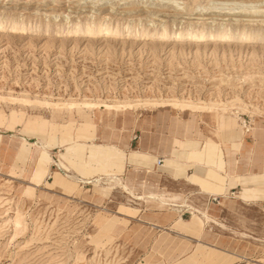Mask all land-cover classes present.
Returning <instances> with one entry per match:
<instances>
[{
    "label": "rangeland",
    "instance_id": "374dc122",
    "mask_svg": "<svg viewBox=\"0 0 264 264\" xmlns=\"http://www.w3.org/2000/svg\"><path fill=\"white\" fill-rule=\"evenodd\" d=\"M173 1L179 4V11L176 4L155 9L141 5L145 0H130L127 5L121 4L123 0H0V24L7 28L23 24L30 30L26 34L0 33V264H246L237 254L249 255L255 261L250 264L264 263L263 230L247 231L225 213L210 212L227 229L213 227L202 242H195L197 231L188 214L180 217L187 237L179 238L166 231L159 208L127 203L120 189L101 197L97 185L79 184L55 171L53 164L60 154L77 175L89 179L92 171L99 172L92 181L107 174L121 177L107 168L119 163L122 155L95 139L133 137L135 148L140 131L146 128L154 136L158 129L161 136L163 128L170 132L181 125L193 130L194 137L207 134L217 143L218 122L239 133L229 139L239 138L243 127L245 131L258 127L255 136L241 135L237 150L244 139V149L254 143L263 147L264 42L195 47L58 36L65 29L91 23L129 26L142 32L163 27L173 31L229 28L264 36V0H243L250 2L243 9L254 13L253 18L233 11L215 15L214 24L209 23L213 21L209 16L198 13L234 0ZM146 10L153 11L147 14ZM206 107L212 108L208 111ZM222 107L226 110L221 111ZM109 108L123 109L125 114L105 119ZM68 123L71 127L66 131L62 127ZM106 123L114 129L124 125L131 133L119 131L120 135L118 130L104 128ZM136 129L140 130L137 134ZM20 134L28 143L17 148ZM50 138L64 143L48 150L52 171L46 174L42 189V178L38 185L27 181L34 168L32 161H39L36 173L47 166L40 153H35L34 141ZM219 141L222 149L230 144ZM141 154L145 155L128 151L126 158L133 164ZM10 165L9 176L17 178L16 171L21 170L22 181L6 177ZM53 176L62 179L55 178V189L47 186ZM144 178L125 180L127 185L137 186ZM142 206L155 210L145 213L148 216L144 217L151 215L147 223L139 219ZM16 215L20 227L14 225ZM157 221L161 223L158 229L151 226ZM256 236L258 240L253 242Z\"/></svg>",
    "mask_w": 264,
    "mask_h": 264
},
{
    "label": "crops",
    "instance_id": "0c3cea01",
    "mask_svg": "<svg viewBox=\"0 0 264 264\" xmlns=\"http://www.w3.org/2000/svg\"><path fill=\"white\" fill-rule=\"evenodd\" d=\"M217 124L218 133L216 135H218L219 140H221L222 143L228 142L231 146L227 144L222 149L217 144L221 143L219 140L215 143L207 134L204 135L205 138H203L202 134H197V136L194 137L192 134L193 130H189L183 126L181 127V125L173 127L170 132L163 128V134L161 136L158 129L155 136L152 134L153 131L150 128H146L144 130L145 132L136 129V134L140 131V136L135 148H132L131 144L133 137H128L127 139L125 137L122 140L118 135H115L116 139L108 140L97 137L95 141L99 143H114L117 145L115 147L117 148V155H122V158L119 163L114 164L113 167H111L112 165L108 166L107 171L121 175L123 179H129L130 181L128 180L127 182L135 181L136 178L143 179L147 177L146 181L150 180L159 183V186L156 188L159 192L166 193L165 190L171 189L173 193H178L184 198L188 197L187 199L190 200L198 196L201 201H207L205 206L209 208L210 212L216 210L219 213H225L228 215L229 219L242 226V228L250 230L252 233H257V230H263L264 232V146L260 147L257 143H254L252 147L244 149V145L246 144L244 139L243 143H240L242 145H240L238 150H233L232 148H237L239 139H229L228 137L239 133H236V130L232 127H223L219 122ZM205 131L206 129L203 130L204 133ZM118 133L120 132L118 131ZM225 138L227 139L225 140ZM122 143H124V145ZM167 147H169L168 150ZM136 150L145 153V155H138L139 160L131 164L126 158L127 153L128 151ZM171 150L173 157L172 167H167L163 157L169 155ZM154 157H157L158 160H154ZM117 159H119L118 156ZM32 162L34 163V168L31 177H28L30 180L27 182L38 185L41 178L42 182L46 181L47 166L45 171L42 170V172L36 173V167L39 161ZM27 163H30V161ZM27 163L24 162V164ZM11 165L8 176L6 177L16 181H22L21 178L23 175L21 170L16 171L17 175L19 174L17 178L9 176L11 173ZM18 168L20 169V167ZM150 170L153 174L151 176L146 173L147 171L150 172ZM213 170L216 173H214ZM92 172L93 174L89 175V179L91 180L99 175V172ZM80 175L88 178L87 175ZM80 175L78 174V176ZM59 177L60 176L51 177L53 181L51 184L47 182V186L54 188L52 184L55 178H57L58 182L62 180L61 177ZM44 188L45 186L42 189ZM223 194H227V197L223 203H221L219 199H222ZM141 208V218L139 219L147 223L148 221L146 219L151 218V215H149V217H144L148 216L145 213L147 211L151 212L153 209L148 210L145 206ZM187 208L188 207L179 205L174 208V212L177 214L176 218H180L184 214H188L190 218V209ZM209 233L210 232L205 233L204 237ZM256 237L253 242L258 240V237ZM262 243L263 245L261 246L264 248V242ZM262 257H264V254ZM261 264H264L263 261Z\"/></svg>",
    "mask_w": 264,
    "mask_h": 264
},
{
    "label": "bare ground",
    "instance_id": "6f19581e",
    "mask_svg": "<svg viewBox=\"0 0 264 264\" xmlns=\"http://www.w3.org/2000/svg\"><path fill=\"white\" fill-rule=\"evenodd\" d=\"M140 1H143V0H140ZM153 1H156V2H153ZM129 2H130V0H123V2H121V4L122 5H127ZM193 3H195V2H193ZM226 3L227 2L219 3L216 7L212 8L211 11H209V12H205L206 10L205 11L201 10L198 13V16H209V18H207V19H213V21L210 20L211 21V22H209L210 24L216 23V19L217 18L214 17L215 15H225V14L226 15H231V12H233V11H239L237 14L242 15V17H244V18H253V17L256 16V15H254V13H246L245 12V10L243 9V7L245 6V4L247 2H245L243 0L242 1H240V0H234V1H232V3H229V4L227 3L228 4L227 7H225V6L223 7V5H225ZM249 3H247V4H249ZM169 4H170V7L173 6V4H176L175 5L176 6V10L179 11L180 8L177 9V7H178L179 4L176 3V2H174L173 0H167V1H165V0H145V2H142L141 3V5H143V6H147V7L153 6L154 9L155 8H159V7H162V6H166V8H167V7H169ZM175 6H173V7H175ZM238 6H241V7H238ZM252 7L254 8V6H252ZM207 9L209 10L210 8H207ZM250 9H251V6H250ZM174 10H175V8H174ZM183 10H184V8H183ZM226 10L228 12H226ZM146 11H147L146 13L148 14V13H150L153 10H146ZM190 15H193V14H190ZM145 16L146 15H144V17ZM145 18H148V16H146ZM241 20L242 21L245 20V21H248V22H254L255 21L254 19H241ZM233 21H235V23H237V20L234 19ZM217 28H219V27H217ZM170 29L169 28H166V27H163L161 29L155 28L154 30H151L150 32H148V31L147 32H142V31H138L139 29L136 30L135 28H131L129 26H126V27H123L122 28L121 26H119V27H113V26H111V24L110 25H107V26H102V25H99V24H96V23H91V24L86 25V26H79L78 25V26H74V27L65 29L64 31L61 32V35H58V36L59 37H62V38H66L68 40H79V39L80 40L81 39H88V40H92V39H103V40H111V39H131V40H138V41H142V42L149 41V42H152V43L153 42L154 43H161L163 45H166V44H170V45L171 44L181 45L183 43H186L188 46L191 45V46H195V47H199L201 45L205 46V45H209V44H213L214 47H215L216 45H232V44H240L241 45V44L262 43V42H264V36H257V35L255 36L252 33H249V32H247L245 30H243L242 32H236L234 30L232 31L229 28H221V29H218V30H214V29H211V28L202 29V30H200L199 28H195V29L193 28V29H190V31H189V29L187 30L185 28L184 29L177 30V31H173V30H170ZM28 31H30V30L27 28V26H25L23 24H16L15 23L10 28H7L5 25L0 24V33L10 32L12 34H26ZM211 108L212 107H206V109L208 111ZM214 109H217V108H214ZM224 110H226V108L225 107H222L221 111H224ZM106 113L107 114L105 116H103V118H105V119L113 118L114 115H117V114H121V115H124L125 114L124 111H123V109H119V108L118 109H114V110H112L110 108L109 109H106ZM217 120L219 121V118ZM125 124H126V122H125ZM126 126H127V124H126ZM50 127H51V131H52L53 130L52 127H54V125H51ZM55 127H58V126H55ZM61 127H62V125L59 126L58 128H61ZM70 127H71V125H70V123H68V124L63 125L62 128L65 129L66 131H69ZM114 127L115 126H111V127L108 126V123H106V125L104 126V128H106V129H108L110 131L111 130H113V131L114 130H118V131L130 132L129 131L130 130L129 127L127 128L124 125L121 126V127H119V128H117V129H114ZM244 128L246 129V127H243V130L241 132V135L245 137V136H248V134H250L251 136H255V134H256L255 131H257L256 129L258 127L257 128L256 127H254V128H252V127L251 128H247L246 131L244 130ZM260 130H262V129L260 128ZM104 133H107V132H104ZM241 135L238 138L239 139L238 142L241 140ZM19 136H20V138H19L20 141H19V145H18L17 148H19L21 144L28 143L26 141V139H27L26 136L21 135V134ZM34 142H36V144L33 145L34 151H35V153H40L41 160L47 161L46 162L47 163L46 174H49L52 171L50 169V167H51V164L53 163V161L51 160V158L49 156L48 150H50V148L52 146L56 145V144L59 145L61 143L63 145L64 141H63V139H60L59 141H56V138H50L47 141H39V140L36 139V141H34ZM103 144L104 145H107V146H111V147H116L117 146L114 143H103ZM122 144L124 145V143H122ZM29 146H30V144H29ZM168 148L169 147H167V150H168ZM209 148H211V147H209ZM232 149L233 150H236L237 148H232ZM154 150H155V148H154ZM161 154H162V152H161ZM57 157L59 158L58 159L59 161L54 162L53 165L56 168L55 171L59 172L63 176V178H65L67 180H70V181L78 182L79 184L97 185L99 187L100 196L101 197L108 196L112 192H114V190L116 191V189H120L121 192H123L124 195L126 196V197L125 196L124 197H125V200L127 201V203L136 202L138 205L139 204H149L151 206L154 205V207L159 208L160 211H157V213H163V216L164 217L162 219H164V222H166V224H163L162 223V225L167 226L165 229H166V231L168 233H171V234H174L176 236L183 237V238H186L187 237L186 235L183 234V231H182V229L180 227V225H183L184 226V224L182 222V219L176 218L177 217V214L174 212V208H176L178 205L179 206L188 207L187 209H190V211H189L190 212V218H189L190 219V223H191V226L193 227V230L194 231H197L196 232L197 233V235H196L197 238L195 239V242H202L203 239L205 238L204 237V234L205 233H208V232H211L213 227H216L218 230H220V229H223V230L227 229V226L225 225V223L223 222V220L221 218H216V217H214V216L211 215V213L209 211V208H207L205 206V204H206L207 201H203V200L201 201L200 198H198V196L194 197L195 199L191 198V200H190V199H187L188 197L187 198H184V197H181L178 193H173L171 189L165 190L166 193L159 192V191L156 190V187L159 185V183H156V181L154 182V181H150V180L143 181L142 183L138 184L137 186L127 185L125 179H123L121 177H117L116 175H113V174H107L104 177H100L99 179H97L95 181H92L90 179H87V178L78 176L77 173L74 172V170H72L69 166H66L64 164L63 158H62V156H60V154H58ZM172 158H173L172 157V150L170 151L169 155H167L166 157H163L164 163H165V165L167 167H172L171 166L172 165ZM199 164H200V162H199ZM208 171H207V173H208ZM146 173L149 176L153 175L151 173V170H150V172L147 171ZM214 173H216V172L214 171ZM162 187H163V185H162ZM139 189L141 190V192L138 191ZM226 197H227V194H225V195L223 194L222 195V199H219L220 202L223 203V201L226 199ZM161 210H163V211H161ZM15 212H16V210H15ZM15 217L16 218L14 220V225H15V227H20V225H21L20 217H19V215H16ZM227 220H229V219H227ZM34 221H36V220H34ZM34 221H33V223H34ZM151 226L158 229V228H160L161 223L157 221V224L156 225L151 224ZM229 226H230V224H229ZM231 226H232V224H231ZM38 228H40V227H38ZM247 231H244V232H247ZM236 236H238V235H236ZM249 238H251V237H249ZM262 242H264V239H263ZM214 247L217 248L219 246H217V244H214ZM244 255H246V254H244ZM244 255L237 254V256H239V258L244 263H246V264H250V263L254 262L253 259H251L248 256H244ZM258 264H261V263H258Z\"/></svg>",
    "mask_w": 264,
    "mask_h": 264
}]
</instances>
